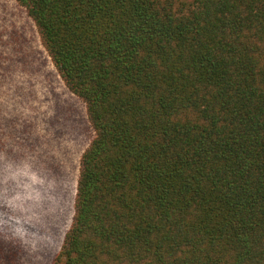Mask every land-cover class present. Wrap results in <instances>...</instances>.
I'll return each mask as SVG.
<instances>
[{
	"label": "trees",
	"instance_id": "1",
	"mask_svg": "<svg viewBox=\"0 0 264 264\" xmlns=\"http://www.w3.org/2000/svg\"><path fill=\"white\" fill-rule=\"evenodd\" d=\"M15 1L93 129L56 260L264 264V0Z\"/></svg>",
	"mask_w": 264,
	"mask_h": 264
},
{
	"label": "rangeland",
	"instance_id": "2",
	"mask_svg": "<svg viewBox=\"0 0 264 264\" xmlns=\"http://www.w3.org/2000/svg\"><path fill=\"white\" fill-rule=\"evenodd\" d=\"M92 136L83 101L58 76L25 9L0 0V264H63L56 256Z\"/></svg>",
	"mask_w": 264,
	"mask_h": 264
},
{
	"label": "crops",
	"instance_id": "3",
	"mask_svg": "<svg viewBox=\"0 0 264 264\" xmlns=\"http://www.w3.org/2000/svg\"><path fill=\"white\" fill-rule=\"evenodd\" d=\"M10 112V111H9ZM6 114V113H5ZM9 114L5 117V125L8 123Z\"/></svg>",
	"mask_w": 264,
	"mask_h": 264
}]
</instances>
